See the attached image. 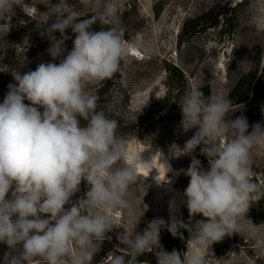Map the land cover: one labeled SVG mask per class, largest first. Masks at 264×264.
I'll list each match as a JSON object with an SVG mask.
<instances>
[{
    "label": "clouds",
    "instance_id": "clouds-1",
    "mask_svg": "<svg viewBox=\"0 0 264 264\" xmlns=\"http://www.w3.org/2000/svg\"><path fill=\"white\" fill-rule=\"evenodd\" d=\"M37 4L46 7L42 14L51 21L41 32L51 41L48 54L53 61L63 58L24 74L12 70L15 83L8 85L0 103V243L9 249L3 264H92L100 243L110 239L106 233L115 227L109 213L131 207V188L140 180L137 163H150L160 152L144 159L146 149L126 163L127 141L118 134V122L97 110L98 97L90 90L112 78L140 44L125 40L126 29L105 0H79L91 9L87 18L67 0H0V21L10 26L17 8L38 12ZM69 28L75 39L64 56ZM179 106L181 129L196 131L182 149L173 146L178 150L173 154L191 156L202 146L209 165L205 170L192 157L183 195L189 216L207 219L194 227L174 217L168 224L154 219L134 238L133 231H126L119 239L127 252H110L107 264H141L139 257L154 248L160 249L157 264H226L227 259L215 257L212 246L233 234L264 255V223L246 219L250 207L264 200V183L256 181L252 167L254 150L264 144V126L256 123L249 132L246 117L230 118L235 111L230 98L205 96L198 83L189 87ZM162 161L172 171L164 157ZM82 180L90 186L86 198L73 201ZM164 227L180 239L181 229L189 233L185 252L163 250Z\"/></svg>",
    "mask_w": 264,
    "mask_h": 264
},
{
    "label": "rangeland",
    "instance_id": "rangeland-1",
    "mask_svg": "<svg viewBox=\"0 0 264 264\" xmlns=\"http://www.w3.org/2000/svg\"><path fill=\"white\" fill-rule=\"evenodd\" d=\"M25 2L31 4L32 0ZM58 2L51 0L53 4ZM67 2L77 8L81 18L92 14L90 8L79 4V0ZM105 4L112 5L111 11L126 29L129 38L126 41L129 44L138 42L140 47L121 62L119 71L112 78L91 86L90 90L98 97L97 110L118 122V134L127 141L126 163L136 161L138 154L146 149L148 154H141L144 159L157 150L160 152L150 163H137L140 180L131 188V207L109 213L115 227L106 233L110 239L100 243L92 264H107L108 254H117L118 248L127 251V245L119 237L126 231H133L134 238L154 219H163L168 224L174 217L193 227L200 221L196 215L189 216L183 193L190 177L184 173L193 156L201 161L203 169L208 170V158L201 155L202 146H198L191 156L173 154L178 151L173 146L182 149L196 131L192 129L185 133L181 129L179 102L193 83L209 86L212 94L228 97L241 75L247 72L245 68L251 67L260 74L264 63V0H105ZM36 7L38 12L32 8L24 11L17 8L10 26L0 21V82L3 83L0 103L8 92V85L15 83L12 70L24 74L34 71L40 63L58 64L63 58L53 61L48 54L51 41L41 32L51 21L42 14L47 11L43 4ZM157 11H160L158 16ZM198 19L203 20L192 28L190 22ZM215 21L218 25L212 26ZM69 37L63 45L66 48L64 56L73 48L75 36ZM257 58L261 61L260 66L255 63ZM242 61H250V65L240 66ZM170 66L183 73V81L171 78ZM241 106L233 107L231 119L246 117L251 132L255 115L263 114L257 123L264 126V95ZM163 157L172 171L163 163ZM252 167L255 178L264 181V144L254 150ZM156 176L158 180H171V183L158 184ZM89 187L82 180L80 191L72 200L86 198ZM246 219L252 221L251 207ZM166 231L167 227L161 228L160 238ZM228 237L226 264H264V255L254 253L242 236ZM162 248L165 250L163 245ZM8 250L6 244L0 243V264ZM159 250L154 248L148 252L153 254L156 264L155 253Z\"/></svg>",
    "mask_w": 264,
    "mask_h": 264
},
{
    "label": "trees",
    "instance_id": "trees-1",
    "mask_svg": "<svg viewBox=\"0 0 264 264\" xmlns=\"http://www.w3.org/2000/svg\"><path fill=\"white\" fill-rule=\"evenodd\" d=\"M160 14V11L156 12V16ZM203 19H198L195 21H191L190 24L192 28H195L200 25ZM218 25V22H213L212 26ZM100 27L99 24L94 26V30H98ZM65 35L71 36L75 34L72 32V29L65 31ZM57 38L60 37L58 33L55 35ZM125 40H128L127 32H125ZM48 44H51L49 42ZM48 44H44L48 45ZM257 66L261 65V61L259 58L255 61ZM168 72L170 73L171 78L176 80L183 81L184 76L183 73L176 67L170 66ZM0 88H3V83L0 82ZM205 96H208L211 93V89L209 86L201 87ZM261 95H264V63L261 67V73L259 74L257 70L251 69V71H247L241 75L233 89L230 91L228 98L232 101V107H238L246 103H251L254 99H258ZM168 102V99L165 101ZM263 114H256L253 120V124L262 120ZM256 179V178H255ZM258 183H264V181L257 180ZM197 218L201 220H205L207 218L203 217L202 214H197ZM251 219L254 224L264 223V200L254 204L251 207ZM183 233L184 239H180L179 236L173 237L171 233L166 231L161 235L160 241L163 247L167 252H171L173 249L183 253L186 251V243L188 241V232L184 229L180 230ZM229 237L226 236L221 242L215 243L212 246V252L214 253L217 259L225 258L229 251L228 246ZM127 251H121V253H126ZM117 252V254H121ZM141 264H156L153 254L148 252L144 253L141 257H139Z\"/></svg>",
    "mask_w": 264,
    "mask_h": 264
},
{
    "label": "bare ground",
    "instance_id": "bare-ground-1",
    "mask_svg": "<svg viewBox=\"0 0 264 264\" xmlns=\"http://www.w3.org/2000/svg\"><path fill=\"white\" fill-rule=\"evenodd\" d=\"M144 153L148 154L147 152H144ZM146 157H147V156H146Z\"/></svg>",
    "mask_w": 264,
    "mask_h": 264
}]
</instances>
